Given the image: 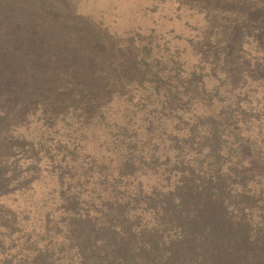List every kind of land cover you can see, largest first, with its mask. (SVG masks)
Instances as JSON below:
<instances>
[{"label":"trees","instance_id":"trees-1","mask_svg":"<svg viewBox=\"0 0 264 264\" xmlns=\"http://www.w3.org/2000/svg\"><path fill=\"white\" fill-rule=\"evenodd\" d=\"M253 1L249 11L234 1L237 18L204 33L208 61L188 71L182 53L151 42L140 53L131 35L117 47L133 64L114 74L116 45L85 39L84 27L59 45L42 31L63 32L62 21L0 14V152L11 154L10 130L39 108V151L58 186L57 207L40 217L28 200L31 170L10 189L9 155L0 160V264H264V0ZM244 44L261 55L247 58L251 88L234 83ZM104 112L120 113L109 140L90 127V115L108 124ZM68 114L80 129L58 128Z\"/></svg>","mask_w":264,"mask_h":264},{"label":"rangeland","instance_id":"rangeland-1","mask_svg":"<svg viewBox=\"0 0 264 264\" xmlns=\"http://www.w3.org/2000/svg\"><path fill=\"white\" fill-rule=\"evenodd\" d=\"M36 1L43 2L37 6L40 9H35ZM234 1L238 0H0V14H3L6 19H16L21 16V18L28 20L29 14L37 13L49 23L56 19L57 21H62L61 23H56V26L59 27L63 26L61 24H65V27H63L65 31H55L53 26H49V28L42 31L50 32L57 37L59 45L75 40L73 35L69 34L71 27H74V31L76 32H79V27H82V29L84 27L82 31H89V36L85 39L88 38L95 41V39L101 38L104 41L105 50L109 49V45L111 44L116 45L114 47L116 55H113L112 62L109 63L111 70L116 66L113 70L114 74L118 71L119 66L127 64L131 67L133 64V59L128 58V56L126 57L128 59H122L117 47L118 43L127 45L131 35L137 38H135L136 40L134 39V42L132 41V45H135L133 47L140 53L147 49V47L144 48L147 42H151L153 46L157 47L164 54H174V52L182 53L180 57L183 66L178 67L188 71L194 65L206 64L208 61L201 55L206 50L203 47L204 43L201 42L204 33L213 32L216 23L227 27L228 24L223 23L221 17L223 18L229 15L230 18H237L236 8L238 6L235 5ZM241 1L246 6L245 11H249L254 2L253 0ZM220 7H225V9L229 10L232 9L233 12L228 14L224 12L225 15H222V9ZM53 16H55L54 19ZM71 19L77 22L76 26L74 23L68 24L67 21ZM79 34L81 35V32ZM140 36L142 37L141 41H139ZM90 43L88 42V44ZM196 45L202 47L197 52H194L197 50ZM226 45L227 43H222L217 45V48ZM253 46V44L250 46L244 44L243 47L236 48L238 49L239 56L236 60L237 65L239 64L237 66L239 73L235 76L234 83L236 86L239 85L237 87H240L241 83L247 81L248 87L250 86L249 88H251L253 86L251 79L254 82L258 81L251 76L254 74L250 71L254 68L252 65L254 62L252 61L250 63L247 60L248 57H251L257 62L260 61L261 55H255ZM235 47L237 46L235 45ZM156 52L157 50H154L151 53ZM255 56H257L256 59ZM165 64H167V59L159 60L158 65L163 66ZM173 65L172 63L169 64V66ZM127 73H129V70ZM253 88L254 92H256L255 87ZM259 94L260 91L255 93L256 96L260 97ZM114 96H116V99H119L117 103H123L125 100V95L117 97L114 94ZM256 96L253 97L254 101ZM77 113H73V119L75 118L74 116H77ZM104 113L107 116L108 113ZM119 114L115 113L113 116L108 115V124H105V122L102 123L104 127L100 123H95L96 119L99 120V115H90L92 117L90 127L97 135L109 137V140L111 134L116 133L117 127L115 126L121 120L118 118ZM36 118L41 119L39 108H37L35 114H29L23 118L21 127L16 130H10L9 133L16 138V142L13 146L10 145V148H12L10 155L5 151L0 152V160L2 158L6 159L8 157L7 155H9V161L3 165L5 168L10 166L9 170H11V173L13 171L11 181L9 179L6 181L10 189L13 184L21 180V178L17 177L24 174L23 171L27 166L31 170L26 177V180H28L26 181L27 185H25L31 186L36 182L38 185L28 200H32L31 203H33V206L37 205L36 211H40L38 215L42 217L46 208L57 207L56 203L54 204L52 202L51 191L58 189V186L56 185V181L47 172L46 159L42 157V153L39 151L40 144L37 141L42 134L41 131L45 130L46 127L43 126L42 120L37 121ZM72 118L68 114L65 120L58 123V128L70 132H74L76 128L80 129L81 124H76ZM115 118L117 119L116 123L114 122ZM66 120L69 123L64 125ZM59 124H62V127H59ZM86 126L88 127V125ZM1 138H3V135L0 134V140ZM86 159L89 160L90 158L86 157ZM14 160H16V163L11 165ZM7 178H9V175ZM31 178L33 180H30ZM18 183H21V181ZM24 197H21L20 200ZM23 201L27 200L25 199Z\"/></svg>","mask_w":264,"mask_h":264}]
</instances>
